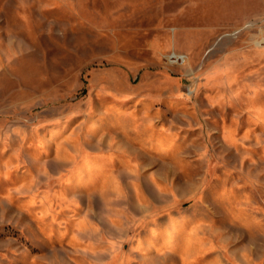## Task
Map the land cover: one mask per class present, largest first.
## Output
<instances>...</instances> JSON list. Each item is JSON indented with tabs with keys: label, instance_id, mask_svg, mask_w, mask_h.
Here are the masks:
<instances>
[{
	"label": "rangeland",
	"instance_id": "374dc122",
	"mask_svg": "<svg viewBox=\"0 0 264 264\" xmlns=\"http://www.w3.org/2000/svg\"><path fill=\"white\" fill-rule=\"evenodd\" d=\"M264 0H0V264H264Z\"/></svg>",
	"mask_w": 264,
	"mask_h": 264
},
{
	"label": "crops",
	"instance_id": "0c3cea01",
	"mask_svg": "<svg viewBox=\"0 0 264 264\" xmlns=\"http://www.w3.org/2000/svg\"><path fill=\"white\" fill-rule=\"evenodd\" d=\"M257 116H259V117H263L264 116V108L263 107H259L257 109L256 117Z\"/></svg>",
	"mask_w": 264,
	"mask_h": 264
}]
</instances>
